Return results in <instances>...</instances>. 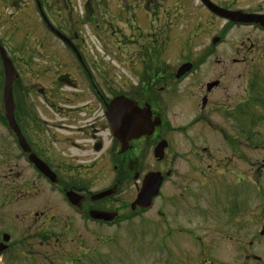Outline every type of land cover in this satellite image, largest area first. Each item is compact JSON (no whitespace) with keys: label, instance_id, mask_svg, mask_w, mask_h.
Listing matches in <instances>:
<instances>
[{"label":"flooded vegetation","instance_id":"1","mask_svg":"<svg viewBox=\"0 0 264 264\" xmlns=\"http://www.w3.org/2000/svg\"><path fill=\"white\" fill-rule=\"evenodd\" d=\"M250 3L246 1L235 8H229L226 4L218 6L228 11L264 15V0ZM90 4L91 0H80V4L75 7L77 21L90 27H98L96 6ZM201 6L211 16L223 21L217 36L219 40L212 43L211 39V45L206 50L182 60L177 67L189 63L190 69L181 76H176L180 67L167 74L159 58L162 56L161 50L153 41L151 48H145L141 56L143 64L140 73L136 75L137 82L128 83L125 79L122 88L118 89L110 85L111 77L100 75L98 70L91 68L87 56L82 52L80 42L84 39L80 33L67 32V0H33L31 8L37 10L46 35L45 38H33V46L57 43L61 45L62 51H69V56L76 61L81 85L73 86L75 79L68 74H62L61 77L65 78V84L68 85L66 87L75 91L64 94L60 89L49 92V87L40 85L33 90L36 95H32L30 89L19 88L16 82L13 84L14 130H10L5 118L0 117V124L7 133L4 135L7 139L0 140V166H6L7 174L4 178L8 177L5 180V200L10 203L14 200L13 195L16 197L26 193L37 198L42 195L45 199H42L44 203L40 211L35 213L34 208L28 209L33 212L34 217L30 224H26L25 230H18V217L17 220L15 216L0 215V264H18L20 258L34 256L28 237L35 235L41 239L53 236L55 231L51 226L61 217L58 212L60 205L71 214L63 222L65 228L66 221L73 216L86 223L106 224L102 220L91 218V212L115 214L114 220L124 216L128 218L132 213L140 216L145 209L132 207V202L143 180L152 173H159L162 178L156 196L161 199L156 210L161 220L166 214L164 204L168 195H172L173 199L181 197L180 192H175L172 188H182V181L186 179L183 186L191 189L193 201L198 183L204 186L200 192L202 198L196 202L204 203V210L210 187L220 185L221 191L230 194L227 205L222 204L217 209L218 214L225 217L224 220L219 221L209 214L203 219L206 220V230L209 233L213 229L222 230L221 235L230 238L233 237L230 233L234 232V228L236 231L241 230L245 221L260 226L257 233L259 238H264V91L254 94L251 88L254 77H248L253 65L264 67V38L259 37L264 35V19L261 22L234 23L210 12L204 5ZM120 12L124 13L122 19L125 20L126 6ZM46 21L70 41L77 53L47 27ZM234 29H249L259 38L250 43L247 37L250 48L247 53H242L241 45L236 48V51L240 50L237 54L235 52L231 56L225 54L217 59L213 58L214 65L219 63L216 67L220 68L219 72L215 71L216 76L200 74L201 68L214 56L210 51L223 43L228 33ZM51 57L55 58L56 54H51ZM184 61L186 62L183 63ZM263 72L264 70L261 71ZM0 77L3 81L2 66ZM17 80L18 76L15 81ZM182 84H185L182 86L184 88L179 92ZM165 87L167 90L164 93ZM179 93L181 97L178 96ZM38 97L41 101L36 100ZM117 97H122L123 101V124L121 133L118 134L120 138L114 135V129H119L116 126L112 129L108 117L113 109L112 101ZM171 98L176 103L183 100L190 102L193 115L187 129L182 125L172 126L169 119L160 115L166 109L168 111L165 100ZM246 105L258 110L257 120L251 119L249 123L252 129H246L243 125L242 109ZM1 114L4 115V111L2 113L0 110ZM184 130L192 131L186 138V148L171 149L168 134ZM204 133L206 137L200 140ZM81 140L85 142L81 143ZM246 145L252 148L250 159L243 151ZM148 153H151L157 168L145 172L142 171L143 166L150 165L146 164L150 161ZM242 160L250 164L246 168V174L251 179L246 181L250 184V193L249 189L243 191L238 187L245 174L240 162ZM181 161L185 163L182 171L179 165ZM20 170L29 171V175L20 176ZM108 172L126 177V184L133 180L136 193L133 199H129L132 200L131 203L114 202L111 206L103 200L118 191L121 183L119 180L97 193L89 190L90 182ZM140 173H143L141 178ZM19 178L21 182L18 184L15 180ZM167 186L171 189L166 191L164 188ZM110 189L113 191L111 194L97 197ZM67 192H73L79 198L76 200L71 197L75 204L68 201ZM2 193L0 192L1 195ZM244 194H250L248 199L252 197L250 204L246 198L240 200L239 196L243 197ZM9 203H2L1 208ZM238 228L240 229L237 230ZM208 237L212 238V233ZM235 242L237 248L241 247L239 238L236 237ZM252 257L260 259L255 254Z\"/></svg>","mask_w":264,"mask_h":264},{"label":"rangeland","instance_id":"2","mask_svg":"<svg viewBox=\"0 0 264 264\" xmlns=\"http://www.w3.org/2000/svg\"><path fill=\"white\" fill-rule=\"evenodd\" d=\"M91 1L90 5L96 6L94 7L99 26L90 27L77 21L75 7L80 4V0H70V2L67 0V13L64 14L66 30L69 34L75 31L80 33L84 39L80 42L82 52L87 56L91 68L98 70L100 75L106 74L111 77L110 85L118 89L122 88L125 79L128 83L137 82L136 75L140 73L143 64L141 56L145 48L148 50L151 48L153 41L161 50L162 56L159 58L167 74L172 73L182 60L192 58L206 50L211 45V39L219 35V29L223 23L204 10L199 0ZM211 1L217 5L226 4L229 8H235L237 5H243V2L250 3L251 0ZM252 1L253 3L250 4L258 0ZM125 6L126 22L122 19L124 13L120 12V9ZM31 7H33V0H0V45L5 49L18 72L16 86L30 89L32 95H36L33 90L40 85L49 87V92L59 89L63 94L75 91L66 87L68 85L65 84V78L61 77L62 74H68L70 78L75 79L73 86L81 85L76 61L69 56V51H62L61 45L57 43V45L33 46L34 41H31L33 38H45L46 35L37 10ZM254 34V31L249 29L231 30L225 37V41L210 51L215 57H211L201 68L200 74L216 76V72L220 70L216 67L219 63L214 65L212 59H217L220 55L231 56L235 52L237 54L240 52V50L236 51L238 46L242 45V53L249 52L247 37L250 43L256 38H264V35L256 37ZM53 53L56 54L55 58L51 57ZM64 54L65 56H62ZM228 68L230 69L229 66ZM262 70H264L263 66L261 68L253 65L248 73L249 78L254 77L251 88L256 95L264 91ZM105 79L108 78L105 77ZM184 85L179 87V92L183 90ZM166 90L165 87L164 93ZM178 96L181 97V94L179 93ZM36 100L41 101L39 97ZM53 101L58 103L56 100ZM165 101L168 104V111L166 109L164 113L162 112L163 115L161 113L160 115L169 119L172 126L182 125L187 129V124L192 120L190 117L193 115L190 102L183 100L176 103L172 98ZM251 105L243 106L242 109L243 125L246 129H252L249 126L251 119L258 118V110ZM0 110H3L1 77ZM5 133V129L0 124V140L7 139L4 136ZM205 133L200 140L206 137ZM191 134L192 131L189 130L168 134V139H171L170 148L185 149L186 138ZM84 142L81 140V143ZM250 147V145L243 147L249 159L252 151ZM148 154L150 161L146 164L150 165L143 166L142 171L145 172L157 168L151 153ZM240 162L245 174L238 187H241L243 191L249 189L250 193V184L246 182L251 181L250 175L246 174V168L250 164L245 160ZM179 165L182 171L185 163L181 161ZM6 170L5 165L0 166V192H3L2 195L0 194V215L15 216L16 219L18 217L20 219L18 230H25L26 224H30L34 217L33 212L28 209L34 208L35 213L40 211L44 203L42 199L45 197L41 195V198H37L30 193L16 197L13 195L14 200L9 203L4 196L7 183L5 180L8 179V177L4 178L7 174ZM142 174L140 173L139 178ZM19 175L26 177L29 171L20 170ZM132 175L133 173L130 174ZM197 176H199L198 173ZM117 180L121 181L118 191L103 200L111 206L114 202L131 203L132 200L129 199H133L136 193L133 180L126 184V177L119 173H104L97 180L90 182L89 190L97 193L111 187ZM15 181L21 182L20 178ZM183 181L185 182L186 179ZM183 181L182 188H172L175 192L177 190L180 192V198L173 199L172 195H168L169 198L164 204L166 214L162 220L156 211L161 199L156 198L150 210L127 221L121 219L110 225L91 224L79 221L77 216H73L66 221L65 228L63 222L71 214L60 205L58 212L61 217L51 226L55 231H52L54 235L41 239L35 235L28 237L34 256L28 259L20 258L18 264H264V238H259L257 231L260 230V226H256L253 222L244 221L243 228L237 229L239 231L235 228L232 233L227 231L233 237H223L221 235L223 231L216 229L211 232L213 237H208L211 233L206 230V220L203 219L209 214L219 221L224 220L225 217L220 216L217 209L222 204L227 205L229 192L226 194L225 191H221L220 185L210 187L206 201L207 207L204 210V203H196L202 198L200 192L204 186L198 183L193 201L191 189L184 187ZM139 182L140 179L136 181L137 184ZM40 188L44 187L40 186ZM164 189L167 191L171 187L167 186ZM51 195L53 200V194ZM249 195L244 194L239 198L241 201L246 198L247 201ZM38 199L40 203L37 202ZM251 202L252 197H249L248 204ZM2 203H9V205H5L2 209ZM193 204H195L194 207ZM49 205L52 206V204ZM236 237L240 239L239 249L236 247ZM254 254L260 259H253Z\"/></svg>","mask_w":264,"mask_h":264},{"label":"water","instance_id":"3","mask_svg":"<svg viewBox=\"0 0 264 264\" xmlns=\"http://www.w3.org/2000/svg\"><path fill=\"white\" fill-rule=\"evenodd\" d=\"M211 11H213L214 13L220 15V16H224L226 18L232 19L234 21H238V20H252L253 18H264V16L262 15H255V14H244L241 12H232V11H227L224 10L220 7H218L217 5L213 4L212 2H210L209 0H201ZM256 19V20H257ZM57 34L63 38L69 45V41L67 40L66 37H64L62 34H60L59 32H57ZM0 58H1V62H2V67H3V90H2V100H3V105H4V111H5V117L9 123V126L13 128L14 122H13V118H12V109H13V99H12V83L13 81L16 79L17 77V73L13 67V64L11 62V60L7 57L6 52L4 51V49L2 47H0ZM122 97H117L112 101L113 105V109H111L108 117L110 119V123H111V127L112 129L116 126V128L119 129V131H115L114 129V135L118 138L119 135L121 133V127H122V118H123V105H122ZM21 143L23 142L22 140H20ZM162 147L160 146V149ZM158 186L157 183V176L155 173L149 174L148 177L146 178V180H144L142 188L140 190V192L137 195V198L135 200L136 203L141 204V205H145L148 204L150 201L151 196L154 194V192L156 191ZM113 191L112 189L104 191L100 194L97 195L98 198L103 197V196H107L109 194H111ZM68 195L70 197H74L76 200H78L79 198L75 195L72 194V192H69ZM95 217L97 218H107L105 216H102L100 213L95 215ZM110 218V217H108Z\"/></svg>","mask_w":264,"mask_h":264}]
</instances>
